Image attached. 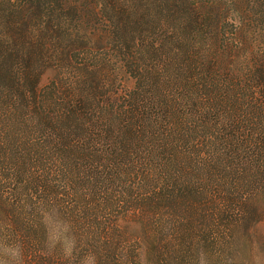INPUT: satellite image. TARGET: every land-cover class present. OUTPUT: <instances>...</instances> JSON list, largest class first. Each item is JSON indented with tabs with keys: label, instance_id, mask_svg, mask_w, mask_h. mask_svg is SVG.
Returning a JSON list of instances; mask_svg holds the SVG:
<instances>
[{
	"label": "trees",
	"instance_id": "trees-1",
	"mask_svg": "<svg viewBox=\"0 0 264 264\" xmlns=\"http://www.w3.org/2000/svg\"><path fill=\"white\" fill-rule=\"evenodd\" d=\"M262 221L264 0H0V242L23 264H252Z\"/></svg>",
	"mask_w": 264,
	"mask_h": 264
},
{
	"label": "clouds",
	"instance_id": "clouds-1",
	"mask_svg": "<svg viewBox=\"0 0 264 264\" xmlns=\"http://www.w3.org/2000/svg\"><path fill=\"white\" fill-rule=\"evenodd\" d=\"M71 225L67 222L54 224L53 235L49 239V248L54 250L60 246L63 256L69 259L73 256L76 248L75 238L70 235ZM23 249L20 244L0 242V264H23ZM89 264H96L95 257L89 258ZM198 264H209L203 254L198 259Z\"/></svg>",
	"mask_w": 264,
	"mask_h": 264
},
{
	"label": "rangeland",
	"instance_id": "rangeland-1",
	"mask_svg": "<svg viewBox=\"0 0 264 264\" xmlns=\"http://www.w3.org/2000/svg\"><path fill=\"white\" fill-rule=\"evenodd\" d=\"M121 77L124 79L127 86L133 84V80L129 77V74L123 69L119 70ZM45 77L43 78V82ZM251 234H254V239L257 242V251L251 260L252 264H264V221L258 223L252 230Z\"/></svg>",
	"mask_w": 264,
	"mask_h": 264
}]
</instances>
